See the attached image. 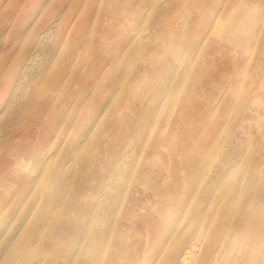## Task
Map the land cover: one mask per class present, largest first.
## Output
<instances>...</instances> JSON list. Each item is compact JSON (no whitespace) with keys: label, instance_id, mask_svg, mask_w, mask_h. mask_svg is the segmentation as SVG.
Masks as SVG:
<instances>
[{"label":"rangeland","instance_id":"374dc122","mask_svg":"<svg viewBox=\"0 0 264 264\" xmlns=\"http://www.w3.org/2000/svg\"><path fill=\"white\" fill-rule=\"evenodd\" d=\"M264 264V0H0V264Z\"/></svg>","mask_w":264,"mask_h":264},{"label":"bare ground","instance_id":"6f19581e","mask_svg":"<svg viewBox=\"0 0 264 264\" xmlns=\"http://www.w3.org/2000/svg\"><path fill=\"white\" fill-rule=\"evenodd\" d=\"M194 258H195L194 245L190 243L177 257L176 264H191ZM196 264H200V262H197ZM209 264H215V263L211 262Z\"/></svg>","mask_w":264,"mask_h":264}]
</instances>
